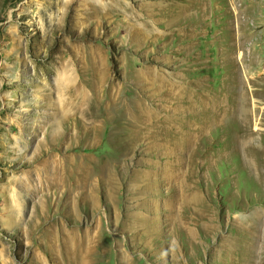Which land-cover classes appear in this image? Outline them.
Here are the masks:
<instances>
[{
	"label": "rangeland",
	"instance_id": "1",
	"mask_svg": "<svg viewBox=\"0 0 264 264\" xmlns=\"http://www.w3.org/2000/svg\"><path fill=\"white\" fill-rule=\"evenodd\" d=\"M0 264H264V0H0Z\"/></svg>",
	"mask_w": 264,
	"mask_h": 264
},
{
	"label": "bare ground",
	"instance_id": "2",
	"mask_svg": "<svg viewBox=\"0 0 264 264\" xmlns=\"http://www.w3.org/2000/svg\"><path fill=\"white\" fill-rule=\"evenodd\" d=\"M234 10L235 9H233V14L235 15V16H238V10H235V12H234ZM237 18V17H236ZM234 19H235V17H234ZM237 22H238V20H237ZM239 24V23H238ZM204 99V98H203ZM207 99H205V101H206ZM191 101V100H190ZM193 101V100H192ZM209 101V100H208ZM199 102H200V100H199ZM201 102H203L202 100H201ZM191 103V102H190ZM193 104V103H192ZM203 106V105H202ZM211 107V106H210ZM213 108V107H212ZM208 109V108H207ZM206 110V109H205ZM211 110V109H210ZM217 110V109H216ZM213 111H214V109H213ZM220 111V110H219ZM215 112V111H214ZM219 115V114H218ZM213 116H214V113H213ZM217 116V115H216ZM145 117V116H144ZM217 118V117H216Z\"/></svg>",
	"mask_w": 264,
	"mask_h": 264
}]
</instances>
